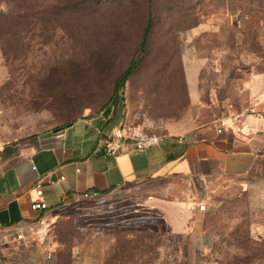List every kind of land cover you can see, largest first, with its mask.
Masks as SVG:
<instances>
[{"label": "rangeland", "instance_id": "374dc122", "mask_svg": "<svg viewBox=\"0 0 264 264\" xmlns=\"http://www.w3.org/2000/svg\"><path fill=\"white\" fill-rule=\"evenodd\" d=\"M80 1V9L69 11L67 5ZM0 13L7 17L0 22L4 149L22 148L98 116L106 124L123 123L158 137L189 106L181 63L185 37L199 25L218 28L201 36L200 53L206 56L215 47L225 56L220 70L229 74L235 55L259 52L256 24L264 25V0H0ZM148 18L153 27L145 55L121 90L117 109L106 116L115 80L135 56ZM166 187L167 181L160 180L129 187L125 196L90 200L35 229L30 243L0 248L52 252L57 264L58 253L67 255L73 245L72 264H78V249L99 236L98 264L121 252L136 264H264V208L251 211L240 191L233 190L230 203L217 211L226 219L210 222L216 236L204 250H193L190 237L170 233L146 202L129 203L135 195H155ZM3 258L0 264L22 262L15 254Z\"/></svg>", "mask_w": 264, "mask_h": 264}, {"label": "crops", "instance_id": "0c3cea01", "mask_svg": "<svg viewBox=\"0 0 264 264\" xmlns=\"http://www.w3.org/2000/svg\"><path fill=\"white\" fill-rule=\"evenodd\" d=\"M217 30L199 25L185 37L181 63L189 106L181 120L165 124L157 146L142 152L123 146L116 156H106L116 127L98 116L79 119L22 148L0 149V228L44 215L54 220L78 206L73 204L79 194L128 191L166 180L164 191L135 195L129 203L146 202L170 233L188 235L193 250L202 251L216 236L210 222L226 219L217 211L230 203L233 190L240 191L251 211L264 208V121L246 120L248 137L236 130L215 134L220 118L246 108L264 115V25L256 24L259 52L235 55L229 74L220 70V57L225 56L215 47L206 56L200 53L201 36ZM238 41L242 45V39ZM36 185L42 187V197L36 196ZM33 203H44L48 209L33 212ZM200 203L206 211L196 210ZM100 239L90 238L78 249V264H98ZM21 251L0 248V255L7 260L15 254L22 259L16 264H46L47 254Z\"/></svg>", "mask_w": 264, "mask_h": 264}, {"label": "built area", "instance_id": "2783aa9c", "mask_svg": "<svg viewBox=\"0 0 264 264\" xmlns=\"http://www.w3.org/2000/svg\"><path fill=\"white\" fill-rule=\"evenodd\" d=\"M248 119L264 121V115L254 108H246L239 113L233 114L229 118H220L215 126V134L221 136L227 131L236 130L239 133L243 134V136L248 137L251 135V132L246 130L245 128V122ZM158 143L159 139L157 136L147 134L140 128H131L123 123H120L113 131L110 140L106 145L105 155L108 157H114L122 149L123 146H128V150L142 152L144 150L157 146ZM63 180V177H59V181ZM34 190L37 197L43 196V190L40 185H36ZM126 194L127 190H125L124 188L115 189L104 194H79L76 198L77 200L73 205H80L82 203H86L90 200L100 197L125 196ZM63 204L64 201H61L59 205ZM47 209L48 207L44 203H33L31 205V210L33 212L46 211ZM196 210L198 212L206 211L205 204H197ZM47 221L48 218L44 215L29 223L15 224L8 228H0V245L10 242L18 244L22 243L24 245L30 243L31 240L28 239V236L32 234L38 227L45 226L47 224ZM29 238H31V236ZM46 254V264H55V259L52 255V252H47Z\"/></svg>", "mask_w": 264, "mask_h": 264}, {"label": "trees", "instance_id": "16d2710c", "mask_svg": "<svg viewBox=\"0 0 264 264\" xmlns=\"http://www.w3.org/2000/svg\"><path fill=\"white\" fill-rule=\"evenodd\" d=\"M147 2H150V0H147ZM79 3H82V1L71 3V4L67 5V7H70L69 11L74 12V11H76V9H80L76 6ZM54 9H56V8H54ZM59 10H60V8H59ZM0 22H7V17L5 15H3L2 13H0ZM152 27H153V20H152V18H148L146 26L143 30L141 41H140V43L136 49L135 56L131 59V61L129 62L126 69L122 72V74L119 77H117V79L115 80L112 95L109 98V100L105 106L106 108H105L104 114L106 116L111 115V113L113 114L112 110L117 109L119 101H120V94L122 93L121 90L124 88L127 80L137 72L140 63L142 62L143 56L145 55V50H146V47L148 46L147 37H148ZM70 125H72V123L68 124L67 126H70ZM73 248H74V246L72 245V247L69 248L67 255L61 256L58 253L57 264L58 263L59 264H72L73 263V253H72ZM124 253L125 252H123V253L121 252V254L117 257L114 256L113 260L111 259L109 261V263H107V264H136V263H134V261L132 259L128 260L127 257L122 258L123 257L122 255ZM118 258H119V260H118ZM139 264H142V263L139 262Z\"/></svg>", "mask_w": 264, "mask_h": 264}]
</instances>
